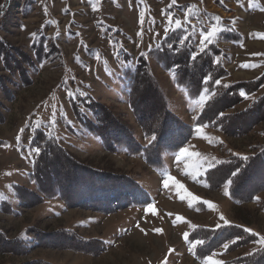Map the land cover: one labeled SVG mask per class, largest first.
<instances>
[{
    "label": "rangeland",
    "instance_id": "374dc122",
    "mask_svg": "<svg viewBox=\"0 0 264 264\" xmlns=\"http://www.w3.org/2000/svg\"><path fill=\"white\" fill-rule=\"evenodd\" d=\"M0 6V39L13 47V60L18 62L16 53H21L25 69L36 36L46 37L49 52L53 46L48 43L59 49L37 71H27V83L17 68L5 69L0 56V201L12 198L11 184L33 190L28 173L35 152L28 146L35 128L54 136L76 159L80 169L69 178L78 179V185L88 171L127 177L124 185L134 181L152 199L146 207L103 214L68 206L59 197L40 202L28 198V206L17 214L0 212V264H264L259 262L264 261V159L253 161L243 173L241 167L234 168L241 162L235 156H256L264 149V0H0ZM177 29L191 33L195 53L216 46L224 74L211 93L203 91L189 100L174 84L172 70L149 60L168 110L161 111V98L150 95L153 116L144 122L146 131L156 134L174 123L196 131L181 141L176 154L163 156L164 167L158 172L141 153L130 152L136 145L150 144L152 135L143 133L118 78L126 54L131 59L127 66L133 65ZM189 75L195 80V74ZM79 97L82 103H100L119 128L122 142L134 146L112 152L83 133L69 104ZM209 101L213 127L194 128ZM64 161L62 167L69 170L70 163ZM63 168L55 166L53 178H47L64 184L57 177ZM214 168L221 170L213 172V183L238 170L234 185L241 186L235 193L240 202L228 197L227 183L206 186L204 173ZM75 186H68L72 202L76 199L70 190ZM229 225L233 234L214 240L202 259L195 254L198 243L185 240L196 227L214 231ZM63 232L102 240L107 249L101 253L96 247L84 252L70 247L73 240ZM30 233L40 235L41 246L26 252L6 242Z\"/></svg>",
    "mask_w": 264,
    "mask_h": 264
},
{
    "label": "trees",
    "instance_id": "16d2710c",
    "mask_svg": "<svg viewBox=\"0 0 264 264\" xmlns=\"http://www.w3.org/2000/svg\"><path fill=\"white\" fill-rule=\"evenodd\" d=\"M194 40L195 39H193L191 33L188 31L177 29L165 34L157 46L150 49L146 54L139 55L133 65L127 66L131 59H129V55L126 54V58L123 61V63L126 64V67L123 68L118 81L127 95L129 108L134 112L137 122L147 137L150 133L146 131L147 128H145L144 122L146 118L152 120L151 118L153 116L149 114V108L152 109L149 101L150 98L154 95L158 96L161 98L159 102L160 105L162 106L163 104L162 108L159 106V109L161 111L168 110L164 109L166 103L164 102L161 90L152 75V69L149 64L150 59L159 63L164 71L172 70L174 84L185 91L189 100H195L203 91L211 93L214 84L224 74L222 61L220 59L216 61V58L219 55L218 48L214 45H207L201 51L195 53ZM46 42L47 39L43 34L34 38L31 45L33 56H31L32 58H27L26 62L28 70L31 69L37 71L38 65L42 64L51 55H55L59 52V49L55 44L48 43V46H53L50 48L52 51L49 52ZM12 50L13 47L0 39V56L5 69L12 71L17 68L20 77L25 83H27L25 79H29L27 76L28 70L23 67L25 58L18 52L16 55L19 56L20 60L18 62L17 60H13L14 53H10ZM21 63L23 64L21 65ZM190 73L196 75L195 80H192V77L189 75ZM252 85L255 87L256 83H253ZM1 87L4 90V87L0 86V88ZM240 89L241 88L236 89V98L239 96ZM150 95L151 97H149ZM222 98H224V96H222ZM83 100L84 98L82 97H79L76 100L77 102L71 99L69 104L74 114V118L79 126L82 127V131L85 134L99 140L104 149L112 152L128 150V148L134 146L133 143L125 144L122 142V135L118 133L119 128L111 122L112 119H109L107 115L108 113L104 112L100 107V103L96 102L87 104L82 103ZM211 102L212 101L206 103L201 114L196 118L194 128L201 125H207L209 128L213 127L214 123L210 121L208 118L209 114L207 113ZM140 106L141 108H139ZM84 110L87 111L91 117H88ZM165 116H167L166 112L163 113L160 118L163 119ZM158 124L161 126L160 128H162V122H158ZM158 130L159 132L156 134L153 133L157 137L155 141H152L143 148L136 145V147L130 152L134 154L141 153L145 163L149 167L160 171L164 167L163 156L165 154L177 153L182 147L181 141L183 143L186 136L190 138L196 131L190 126L188 127L184 124L180 126L177 123H174L171 128L165 126L163 129ZM114 135H119V137L115 136L114 138ZM37 147L39 148V154H34L31 171L28 173V180L31 185H33V190L16 184H11L8 193L12 195V198L6 197V200L0 201V212L4 214H17L20 208L28 206V198L40 202L42 201V198L52 199L59 197L60 200L68 206L75 204L78 208H86L103 214L113 213L114 211L121 210L125 207H145L152 202L149 194L134 181H128L126 182V185H124L122 182H125V179L130 180V178L127 177L125 179L120 177L112 178L110 175H105L106 177H104L102 175H94L92 172L88 171L89 173L87 174H81V177L83 178L85 176V178L83 182H79L78 185L76 183L78 179L73 181L72 178H69V175L79 170L80 165L76 162L75 158L70 156L68 152L58 145L54 136L48 135L46 131L40 128L32 129L28 146L31 151ZM60 158L64 163V160H68L70 163V171L62 167V160ZM234 158H237L236 160L240 159L241 162L238 163H246V166L244 167L238 163L234 166V168L237 169L238 167H241L243 173L248 167L247 165L253 164V161L258 162V159L260 158L264 159V149H261V152L256 156H235ZM55 166L65 170L64 172H60L62 174L57 175L60 180L64 181V184L63 182L55 184L51 179L47 178L48 175H51L53 178V172L51 170ZM217 169L218 168H214L205 171L203 181L206 186L208 188H214L220 183H227L228 197L232 201L240 202V198H238L235 193H237V188L241 186L236 183L234 185V181L237 179L238 170L233 172L235 175L232 173L227 176L228 178H222L213 183L211 176H214V173L221 170ZM67 171L69 172L67 173ZM96 172H99V170H96ZM73 175L71 177H73ZM220 177H222V175H220ZM66 180H70V182L66 184ZM70 183L72 186H75L76 184L73 190H70L71 193L74 192V197L76 199L73 202L70 200L68 190L70 188L68 186H71ZM63 189L66 191H63ZM233 231L234 228L230 225L214 231L196 227L187 235L186 239L188 244H193L195 242L198 243L195 254L197 258L202 259L206 256L205 250L212 245L214 240L219 241L227 232L233 234ZM0 234L2 235L1 232ZM63 234H68L73 240V242L70 241V247H80L83 252L85 250L87 251L88 247H96L101 253L107 249L106 243L102 240L84 239L79 236H72L67 232H63ZM6 242L16 249L23 248L27 252L34 249L43 241L40 235L30 233L25 238L16 237L11 240H6ZM251 256L252 254L247 255V257L244 256V259L248 260ZM259 262L263 263L264 261L260 260ZM238 263H240V261L236 262V264Z\"/></svg>",
    "mask_w": 264,
    "mask_h": 264
},
{
    "label": "snow or ice",
    "instance_id": "6c2138e0",
    "mask_svg": "<svg viewBox=\"0 0 264 264\" xmlns=\"http://www.w3.org/2000/svg\"><path fill=\"white\" fill-rule=\"evenodd\" d=\"M0 7H2V6H0ZM211 35H213V33L212 32H209L208 33V36H211ZM157 139V137H156V135L155 134H153L152 136H151V139H150V143L152 142V141H155ZM33 151L38 155L39 154V148L37 147L36 149H33ZM181 155H183V150H182V152H181ZM246 159V158H245ZM233 175H235V173H233ZM229 183H231V182H229ZM182 187V186H181ZM227 194V193H226ZM209 207H211V205H209ZM221 219H223V217H221ZM156 231H161V230H159V229H157Z\"/></svg>",
    "mask_w": 264,
    "mask_h": 264
},
{
    "label": "bare ground",
    "instance_id": "6f19581e",
    "mask_svg": "<svg viewBox=\"0 0 264 264\" xmlns=\"http://www.w3.org/2000/svg\"><path fill=\"white\" fill-rule=\"evenodd\" d=\"M200 58V57H199ZM172 64V63H171ZM196 69V68H195Z\"/></svg>",
    "mask_w": 264,
    "mask_h": 264
}]
</instances>
